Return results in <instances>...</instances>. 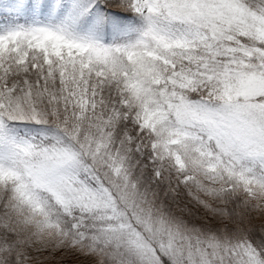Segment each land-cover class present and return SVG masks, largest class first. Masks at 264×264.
<instances>
[{"label": "snow or ice", "instance_id": "snow-or-ice-1", "mask_svg": "<svg viewBox=\"0 0 264 264\" xmlns=\"http://www.w3.org/2000/svg\"><path fill=\"white\" fill-rule=\"evenodd\" d=\"M0 264H264V0H0Z\"/></svg>", "mask_w": 264, "mask_h": 264}]
</instances>
